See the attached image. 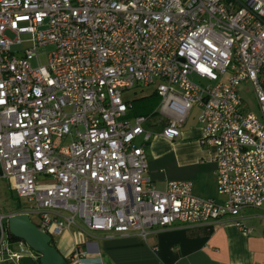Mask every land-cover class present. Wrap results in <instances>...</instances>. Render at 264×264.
I'll list each match as a JSON object with an SVG mask.
<instances>
[{
  "label": "built area",
  "instance_id": "obj_1",
  "mask_svg": "<svg viewBox=\"0 0 264 264\" xmlns=\"http://www.w3.org/2000/svg\"><path fill=\"white\" fill-rule=\"evenodd\" d=\"M243 85L259 114L243 113ZM136 86L159 97L169 141L199 109L222 203L195 196L191 181L160 189L150 178L157 123L131 114L124 92ZM2 180L24 207L0 212V264L39 261L11 238L19 215L53 242L81 233L87 250L76 246L69 264L101 261L89 257L93 234L147 240L227 219L252 234L241 214L264 211V0H0Z\"/></svg>",
  "mask_w": 264,
  "mask_h": 264
},
{
  "label": "crops",
  "instance_id": "obj_2",
  "mask_svg": "<svg viewBox=\"0 0 264 264\" xmlns=\"http://www.w3.org/2000/svg\"><path fill=\"white\" fill-rule=\"evenodd\" d=\"M184 128L175 141L160 135L162 126L156 131L153 128L156 135L146 147L148 175L160 189L169 182L191 181L195 196L222 203L217 192L215 150L201 144L198 117L191 130ZM241 218L253 229L252 234L240 231L230 219L154 230L147 240L136 235L93 234L92 242L98 246L89 257L101 260L91 264H264V211L247 209ZM85 242L81 233L72 230L58 238L55 246L68 260L76 246L87 250Z\"/></svg>",
  "mask_w": 264,
  "mask_h": 264
},
{
  "label": "rangeland",
  "instance_id": "obj_3",
  "mask_svg": "<svg viewBox=\"0 0 264 264\" xmlns=\"http://www.w3.org/2000/svg\"><path fill=\"white\" fill-rule=\"evenodd\" d=\"M52 49H53L52 46H47V47H43L38 50L39 54L42 55V63L45 62V57L47 56L49 52L52 51ZM32 63H33V66L37 67L39 62L38 60H34ZM240 92L244 99L243 113L245 115L248 113L259 114L257 100L255 98L254 93L252 92L250 88V85H243L240 88ZM124 99L125 101L131 102L134 104L135 109L132 110L131 112L132 115H136L138 112H142V113L143 112L144 113L153 112L154 113L160 104L159 97L154 95V89H151V88L145 89L139 86L134 87L130 91L124 92ZM198 113H199V109L194 108L190 117L185 122L184 131L191 130L192 127L196 125L197 117L199 115ZM158 120H159L158 116H152V122L157 123ZM163 125L164 124L157 123L156 126L153 127L155 128L154 131H156V127L158 126L163 127ZM150 144L148 145V147L150 146ZM23 207H24V201L20 199L14 191L11 190L9 181L8 180L0 181V212L4 214H10L12 212L18 211L19 209ZM88 240L94 241L91 238H88ZM52 244L55 245V242H53ZM27 246L28 245L25 244V247ZM13 249L15 252H20L21 250L18 245L14 246ZM36 255L39 256L38 254ZM35 262L36 264H40V262L38 261V257H36ZM10 264H16V263H10Z\"/></svg>",
  "mask_w": 264,
  "mask_h": 264
},
{
  "label": "water",
  "instance_id": "obj_4",
  "mask_svg": "<svg viewBox=\"0 0 264 264\" xmlns=\"http://www.w3.org/2000/svg\"><path fill=\"white\" fill-rule=\"evenodd\" d=\"M8 225L10 234L16 240L25 242L40 256V264H69L57 247L52 244V238L33 224L28 216H13L9 219ZM19 264H36V262L31 257H25Z\"/></svg>",
  "mask_w": 264,
  "mask_h": 264
},
{
  "label": "trees",
  "instance_id": "obj_5",
  "mask_svg": "<svg viewBox=\"0 0 264 264\" xmlns=\"http://www.w3.org/2000/svg\"><path fill=\"white\" fill-rule=\"evenodd\" d=\"M155 95V94H154ZM154 113L153 112H138L137 115H144V116H152ZM154 116V115H153ZM12 239H15L12 235H11ZM40 258V257H39Z\"/></svg>",
  "mask_w": 264,
  "mask_h": 264
}]
</instances>
